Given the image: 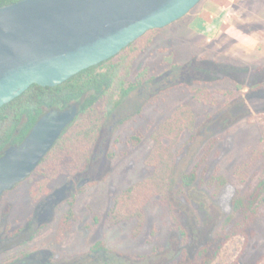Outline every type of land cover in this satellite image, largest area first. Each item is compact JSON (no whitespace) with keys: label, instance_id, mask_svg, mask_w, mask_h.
Returning a JSON list of instances; mask_svg holds the SVG:
<instances>
[{"label":"rangeland","instance_id":"374dc122","mask_svg":"<svg viewBox=\"0 0 264 264\" xmlns=\"http://www.w3.org/2000/svg\"><path fill=\"white\" fill-rule=\"evenodd\" d=\"M223 4L199 0L107 62L103 69L123 62L110 92L0 196V239L13 240L0 264H173L174 213L190 253L224 230L233 195L264 179V89H249L264 78V0H236L213 37L191 26L201 8L205 19ZM121 79L136 86L115 104ZM191 171L193 185L180 187ZM40 202L50 212L39 220ZM97 242L104 251L92 250ZM257 260L264 264V204L248 236L231 235L213 264Z\"/></svg>","mask_w":264,"mask_h":264},{"label":"water","instance_id":"95a60500","mask_svg":"<svg viewBox=\"0 0 264 264\" xmlns=\"http://www.w3.org/2000/svg\"><path fill=\"white\" fill-rule=\"evenodd\" d=\"M198 2L17 0L0 6V107L31 84H60L117 55L146 31L180 19ZM78 109L73 103L47 110L18 145L5 147L0 156V196L33 172Z\"/></svg>","mask_w":264,"mask_h":264},{"label":"trees","instance_id":"16d2710c","mask_svg":"<svg viewBox=\"0 0 264 264\" xmlns=\"http://www.w3.org/2000/svg\"><path fill=\"white\" fill-rule=\"evenodd\" d=\"M17 0H0V6L14 2ZM133 42L122 49L132 47ZM114 57V56H113ZM113 57L104 60L97 65L85 68L74 74L64 82L54 86H41L31 84L21 94L11 101L0 107V156L3 154L8 144L18 145L30 128L34 125L40 115L49 109H63L73 103L79 106L78 113L72 122L65 127L59 138L56 140L49 153L59 142L67 129L82 115L89 112L98 101L104 98L114 86L117 73L122 66V60L114 62L108 67H103ZM193 60L189 64H193ZM210 66L222 68L225 63L205 60ZM201 63V62H200ZM202 65H205L203 63ZM207 65V63H206ZM177 64L171 67H176ZM186 66V64H184ZM255 70H262L256 67ZM120 95L115 104H118L125 98L136 86L134 82H126L124 79L119 81ZM249 89H264V78L253 83ZM137 140L136 138H134ZM45 157V156H44ZM41 159L39 164L43 161ZM195 172L184 173L180 177V187L188 189L195 181ZM218 179V177H217ZM221 184L225 183V179H218ZM264 204V179L258 181L255 187L249 192L244 193L237 191L231 199V211L224 219V230L215 231L213 235L203 244L199 245L193 253L188 250L190 241V233L178 216L173 214L174 230L179 235L180 252L177 260L173 264H213L216 260L221 248L229 237L233 234L248 236L249 227L256 219L257 210L260 205ZM93 251H104L101 242H97L92 246ZM255 261L252 264H259Z\"/></svg>","mask_w":264,"mask_h":264},{"label":"crops","instance_id":"0c3cea01","mask_svg":"<svg viewBox=\"0 0 264 264\" xmlns=\"http://www.w3.org/2000/svg\"><path fill=\"white\" fill-rule=\"evenodd\" d=\"M228 1L229 4L216 5V8L212 11L205 9V12H207L205 15V19L203 17H200V14L204 10V8H201V10L191 18V26L213 37L212 35L216 33L222 26V24L226 21V18H222L223 11L225 9H229L231 11L232 5L236 0Z\"/></svg>","mask_w":264,"mask_h":264},{"label":"flooded vegetation","instance_id":"af4514ba","mask_svg":"<svg viewBox=\"0 0 264 264\" xmlns=\"http://www.w3.org/2000/svg\"><path fill=\"white\" fill-rule=\"evenodd\" d=\"M64 189H65V187L62 188L61 190H59L58 192L54 193L53 195L48 196L47 200H53L54 195H59L60 196L62 194V191H64ZM40 204H41V202L36 206V209H35V215H39L38 216L39 220L44 218L50 212V208L47 205H44L43 207H41ZM41 208H43L42 212H40ZM12 243H13V240H11V241H6L5 240V241L2 242L1 239H0V250L8 248L9 246L12 245Z\"/></svg>","mask_w":264,"mask_h":264},{"label":"built area","instance_id":"2783aa9c","mask_svg":"<svg viewBox=\"0 0 264 264\" xmlns=\"http://www.w3.org/2000/svg\"><path fill=\"white\" fill-rule=\"evenodd\" d=\"M231 14V11L229 9H225L222 13V18H227Z\"/></svg>","mask_w":264,"mask_h":264}]
</instances>
